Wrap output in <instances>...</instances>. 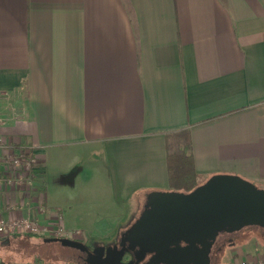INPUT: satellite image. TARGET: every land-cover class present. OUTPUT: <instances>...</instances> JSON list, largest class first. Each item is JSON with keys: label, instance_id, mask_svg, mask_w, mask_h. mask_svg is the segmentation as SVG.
<instances>
[{"label": "crops", "instance_id": "1", "mask_svg": "<svg viewBox=\"0 0 264 264\" xmlns=\"http://www.w3.org/2000/svg\"><path fill=\"white\" fill-rule=\"evenodd\" d=\"M184 129L203 178L264 186V0H0V138L42 160L43 220L52 188L80 183L99 210L64 226L103 216L121 237L110 209L169 189L167 134ZM83 155L97 169L72 181Z\"/></svg>", "mask_w": 264, "mask_h": 264}, {"label": "water", "instance_id": "2", "mask_svg": "<svg viewBox=\"0 0 264 264\" xmlns=\"http://www.w3.org/2000/svg\"><path fill=\"white\" fill-rule=\"evenodd\" d=\"M140 216L118 243L89 249L82 240L46 237L86 253V264H212L219 232L264 230V187L238 174H213L188 192L152 190ZM128 245H122L124 239ZM134 257L124 261L127 251Z\"/></svg>", "mask_w": 264, "mask_h": 264}, {"label": "rangeland", "instance_id": "3", "mask_svg": "<svg viewBox=\"0 0 264 264\" xmlns=\"http://www.w3.org/2000/svg\"><path fill=\"white\" fill-rule=\"evenodd\" d=\"M13 111L15 110L12 109ZM97 161V158L92 159V162H94L92 163L90 158L84 155L80 156L82 169H80L79 176L71 174L67 178L73 181L77 177L79 179L81 176H92L93 169H97V165L95 164ZM69 170L71 171V169ZM69 170L67 171L69 172ZM58 188L55 190L56 193H54V189L52 188V198L56 201L52 204L53 208L51 209L53 211L55 210V212H59L62 215L68 209H71L70 211L72 212L76 208L81 209L85 206L91 208L90 210L94 212L99 210V208H96L98 207L97 203L92 204L88 199L84 204H81L85 198L82 199L81 195L85 191L84 186L80 183L73 185L66 184ZM138 201L137 196L132 197L131 199L122 200V206H119V210L114 211V209H110V215L107 218L105 217L110 227H116L118 229L120 227L124 229L130 228L135 222V219L140 216L144 205H146L145 201L142 206L140 204L138 206ZM40 219L42 221L43 218L40 217ZM103 219V216L99 218L95 217L93 223L90 225L88 222H86L87 224H84V222H74L65 228L71 234H77V231H80L81 234L74 237H79L77 239L82 240L89 249H93L97 245L107 246L118 243L121 237L118 236L115 230H111L109 233H105V235L102 234L106 231L104 230V223L101 221ZM87 227L95 231L94 234ZM240 231L227 235L226 238L214 244L212 253L210 254L212 264H237L245 259L243 254L240 256V253H238H243L244 249H248L250 253L264 252V230L262 228L248 226V228L244 227ZM85 235H89V238H86V240L84 239ZM46 237L50 236L18 233L11 237H0V264H84L80 259L77 261L78 255L82 251L62 245L59 242H45L44 238ZM128 257V254H126L123 258L124 261Z\"/></svg>", "mask_w": 264, "mask_h": 264}, {"label": "built area", "instance_id": "4", "mask_svg": "<svg viewBox=\"0 0 264 264\" xmlns=\"http://www.w3.org/2000/svg\"><path fill=\"white\" fill-rule=\"evenodd\" d=\"M42 171V160L31 145L0 138V192L5 195L0 202V237L25 233L74 239L81 234L68 232L59 212L41 221L39 216L46 211ZM7 212L14 215L8 216ZM263 253H252L253 259L237 264H264Z\"/></svg>", "mask_w": 264, "mask_h": 264}, {"label": "trees", "instance_id": "5", "mask_svg": "<svg viewBox=\"0 0 264 264\" xmlns=\"http://www.w3.org/2000/svg\"><path fill=\"white\" fill-rule=\"evenodd\" d=\"M166 149L168 190L188 192L207 179L194 166L192 143L187 129L167 134Z\"/></svg>", "mask_w": 264, "mask_h": 264}, {"label": "flooded vegetation", "instance_id": "6", "mask_svg": "<svg viewBox=\"0 0 264 264\" xmlns=\"http://www.w3.org/2000/svg\"><path fill=\"white\" fill-rule=\"evenodd\" d=\"M233 233H236V232H233ZM233 233H228V232L222 230L221 232L218 233V235H217V240L215 241V243H217V242L220 241V240H223L224 238H226L227 235H231V234H233ZM123 242H124V243H123L122 245L126 246V245H128V242H129V241L125 238ZM137 249H138V247H135V249H134L133 251H127V252L125 253V255L128 254V256H129V257L126 259V261H128V260H130L131 258L134 257V252H135ZM85 257H86V253H85V252L79 253L78 258H77V261H79V259H80L84 264H86V263H85V260H84ZM147 257H149V255H147V256L145 257V259L142 260L139 264H144V261L146 260ZM71 264H75V263H71Z\"/></svg>", "mask_w": 264, "mask_h": 264}]
</instances>
